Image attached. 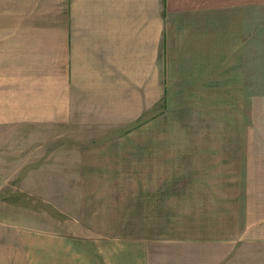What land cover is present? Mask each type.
Returning <instances> with one entry per match:
<instances>
[{"label": "crops", "instance_id": "obj_1", "mask_svg": "<svg viewBox=\"0 0 264 264\" xmlns=\"http://www.w3.org/2000/svg\"><path fill=\"white\" fill-rule=\"evenodd\" d=\"M65 2L58 20L38 7L0 21V58L14 63L29 40L45 60L36 69L44 84L19 90L32 108L18 93L6 101L14 115L48 123L85 109L107 122L132 121L134 107L163 110L122 131L121 140L137 134L142 151H87L80 187L93 225L46 232L32 255L42 264H153L151 245L213 249L264 237V0ZM166 135L173 151H152Z\"/></svg>", "mask_w": 264, "mask_h": 264}, {"label": "rangeland", "instance_id": "obj_2", "mask_svg": "<svg viewBox=\"0 0 264 264\" xmlns=\"http://www.w3.org/2000/svg\"><path fill=\"white\" fill-rule=\"evenodd\" d=\"M62 1L66 3L65 0H37V3L0 0V21H13L19 9L26 19L28 10L35 11L38 7L39 11L52 15L49 8H54L57 10L54 20H58ZM25 43L27 48L14 63L4 61L5 56L0 58V103L6 106L0 107V264H34L30 262L33 258L42 264L40 255H32L30 246L44 245L46 232L78 233L92 226L93 221L84 219L85 194L80 187L81 174H87L83 169L89 167L82 164L85 154L104 149L108 143L111 150L121 147L142 151L136 142L137 134L121 140L122 131L136 128L138 122L163 110L162 103L154 108L134 107L133 111L139 114L132 121L108 119L105 122L106 119L96 116H84L85 109L66 121L54 118L48 123L16 116L6 101L18 93L20 100L25 99L21 108L30 110L27 96L19 90H29L32 83L42 85L46 78L45 74L41 78L36 73L38 66H45L44 55L36 58V51L30 53L29 40ZM53 64L55 68L60 67L58 59ZM54 76L56 86L60 72L56 71ZM172 95V91L165 94V109L171 116ZM262 97L264 92L259 93V99ZM159 126L162 125L155 126L156 129L165 132ZM172 126L169 122L165 128L172 129ZM152 151H173L172 137L166 135L163 140H154ZM149 252V261L153 264H264V237L253 232L249 238L213 249L187 248L169 242L151 245Z\"/></svg>", "mask_w": 264, "mask_h": 264}]
</instances>
